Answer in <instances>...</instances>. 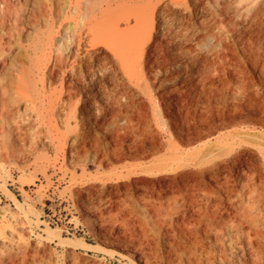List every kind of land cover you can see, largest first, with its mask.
<instances>
[{
    "label": "rangeland",
    "instance_id": "374dc122",
    "mask_svg": "<svg viewBox=\"0 0 264 264\" xmlns=\"http://www.w3.org/2000/svg\"><path fill=\"white\" fill-rule=\"evenodd\" d=\"M82 1L88 2L87 0ZM188 4H186V8H192L191 3ZM133 25L134 21L131 22V26ZM126 26L125 23H122L121 29L126 28ZM48 29L49 27L43 24L38 29H31V36L27 37L29 40L24 41V43L16 44L12 41L10 42L9 39H5V46H0V55H3L4 58L7 57L8 64L11 63V66L7 67L6 72L4 70L2 72L0 69L1 85L5 86L6 95H11L13 98L18 94V87H20L22 94L20 98L23 99L20 107H0V222L2 223V221L10 220L12 214H14L16 218L26 221L27 229L25 228V230L27 232L24 231V234L29 238L30 247L35 249L39 255L45 252L44 255L46 256L43 255V258L41 255L40 257L46 262L52 260L51 263L53 264H64L63 262H65V264H145L146 262H152L153 264H259L260 262V264H263L264 256L261 254L264 255V234L262 233L261 235L260 233L256 236V233H258L256 230L258 229L256 227L257 225H255L256 223L253 224L249 221V219H247L249 218L247 217L248 215H243L240 205L236 204L237 201L234 199L236 198L237 200V193L239 191L234 189V196H229L228 194L229 188L233 189L235 185H238L240 188L239 184L246 183L248 180L246 178L238 179L236 173L238 174L239 170L234 167L236 166L234 165L236 163L228 156L217 155L212 157V160L209 158L199 162L196 159L197 156L195 158V155H197L196 149H200L201 144H204L206 140L212 138V141H216V138H221L222 136L224 138L226 134H228V131H232L233 128L236 129L238 127L245 131H250L249 129L251 128V130H254L252 132H255L258 135H264V123L260 121L262 117L260 112H253L250 106L241 104L237 112L236 110L226 112L227 127L220 125L218 120L215 121L216 124L219 125V128L217 129L218 131L213 134L214 137L212 136L208 139L197 138L193 142L190 140L181 141L178 139V136L176 137L174 134V130L175 132H179V129L176 128L173 130L168 124V122L174 120V117H171L166 109L158 110L159 106L160 108L163 107L161 104L165 100V94L158 90V88H152L154 90L151 89V93H153L152 95L148 91V95L135 93V98L141 101L140 104L142 105L140 108L141 113L143 111V118L141 121L140 118L136 116L137 111L135 112V118L133 117L130 121L131 124L129 121H126V123V119L124 120V118L112 117L109 112L104 115V125H97V123L93 122L92 118L89 130L91 131V139L93 138V141L87 145L88 148L85 146L84 150H74V155L73 153L71 155V143L70 141L66 142L64 140V136H66V134L68 135L70 128L67 126L66 122H62L63 119H60L62 116L65 117V119H68L69 117L71 121V118L74 119V116H76V120L71 121V125L75 124L76 121L81 119L79 116L84 113V109L82 101L77 93V87L73 88V84L69 85L68 82H66L67 80L62 79L63 70H69L68 68L72 65L71 61L66 63V66L63 67L59 76H50L46 66H52L51 64H54L53 57L52 60H50L49 57L52 50L50 49L51 47L49 45H47L48 47H42L45 45H32L33 36L38 32H46ZM231 49L233 50L231 56L241 64L244 56L242 55L243 53L240 47L232 44ZM123 50L124 48L121 51ZM176 57L177 60L182 59V56ZM242 66L250 74V76H247L246 78L251 82L250 88L253 91V94H258L254 97L255 101L260 102L264 107V92L262 94L261 91L258 90V84H260L259 75L256 73L255 68L252 67V65L245 63ZM163 68L164 65L159 67L156 65V67L151 68L150 71H152L153 74H157V76H161L165 72ZM167 68L170 71H173L175 67L171 64ZM20 70H25V74L21 76L19 74ZM44 72L46 74H44ZM185 72L187 71H181L182 74ZM121 76L122 75L117 74L119 79H117V82L123 86L122 84H124L126 80ZM226 82L229 83L230 87L227 88L228 91H225V93H227L229 98L232 99L234 96L232 92H236L235 88L240 87L241 82L238 79L232 78L226 79ZM115 84L116 83L113 80L107 81L105 87L112 88ZM111 90L113 92V89ZM185 90L188 91L190 88L186 87ZM70 92L71 96L69 97ZM64 97L73 104L79 103L78 107H62L61 112H58L59 107L56 110L49 106L52 104V100H54L53 103H55L57 99H59V102L61 98ZM20 98L18 97V99ZM97 98L98 99L96 100L101 107L104 106L103 104H106L103 91H100ZM27 99L31 102L33 101L32 107H24V103H26ZM151 100L153 101L152 104L156 106L157 109L151 104ZM238 100V98L234 99V102ZM156 110L159 112L155 113ZM75 113L76 115H74ZM149 113L151 115H149ZM19 115H27L32 120L31 126L27 129L25 128V132H28L29 130L31 131L28 132L27 136L18 135L16 123L21 124V118L19 119ZM155 116L159 117L158 120ZM116 119L117 123H115ZM144 121L145 125L143 123ZM115 124L116 126H114ZM158 124L161 125L158 127ZM163 124L164 126L162 127ZM106 127L110 128L115 136L114 138H117L118 135L123 137V144L114 145L111 141V134L104 131ZM202 128L203 127L200 126V129ZM117 131L119 134H116ZM170 132L172 134H170ZM156 133L160 134L156 135ZM133 135L136 137L133 138ZM137 137L138 139H135ZM145 137L149 138L147 139ZM151 138L152 140H149ZM170 138L173 140H170ZM159 139L161 140L159 141ZM243 140L248 141L251 145L244 143L245 141ZM168 141L172 144L168 143ZM174 143L178 144L174 145ZM241 143H243L242 146H247L242 158H248L249 160L251 159L250 161L252 162H257L256 156L261 154L259 144H257L256 141H249V139L246 138H242ZM128 144L132 145V148H128ZM172 145H174V149H170V147H173ZM98 146H100V150L97 148ZM254 146L257 148L255 149ZM260 146L263 148L264 144H260ZM175 147L179 152L175 151ZM193 151L196 154L191 153ZM177 152L179 156L180 154L184 155V157L180 156V158L182 159L183 157L182 161L184 160L185 162H183L185 164L187 163L186 167L182 169L183 172L189 174L188 176L190 178L195 177V175L198 177L202 174V178L200 177L199 179L201 181H197L196 183V181L194 182L192 179L191 180L194 184L201 183L204 185V183H206L207 186L200 185L203 189L206 187L205 191H208L207 189H209L210 191L208 192H212L210 194L213 203L204 198V196H202L203 193L199 191L198 193L201 194L200 196L204 199L203 202L196 205V207H193L187 206V204L182 202L183 200L179 198L178 202L180 203L177 202V205L182 206L181 209L176 208L169 216L168 213L170 210L167 209L168 212L165 210L166 207H168V203L171 202H167L171 196L163 198L165 204H161L163 203L162 200L161 203H159L160 200H156L158 199V196L159 199L161 198L160 195L162 194V191L161 186H159L158 180L155 179V177L162 176L168 172L171 173L172 167H169L167 171L166 166L161 168L160 164L163 160L165 163V159L172 155L174 159ZM193 154L194 157L192 156ZM68 155L73 156V159ZM178 155H176V157H179ZM192 157L194 159L191 163L186 161L187 159L191 161ZM171 158H169L170 161ZM169 159H167V162H170L168 161ZM223 159L226 160L224 161ZM227 164L230 167H228ZM135 165L138 167L137 171L133 167ZM142 165L146 168L157 166L159 171H154V168L152 167L153 169L149 170L154 172L152 173L153 175H151V172H143L142 174H145L142 175L140 174V170L143 171V168H140ZM132 167L133 170H131L134 172L131 173L135 174V172H137L133 176L132 174L128 175V173H130L128 171ZM159 167L163 169L161 172ZM227 167L231 171L228 170L229 172H226L228 169ZM211 168L214 169L212 170ZM243 169L246 173H249L252 172L254 168L249 169L247 165H245ZM157 171L160 173L156 174ZM208 171L210 174H208ZM213 171L214 174L215 172L216 174L218 172L219 175L215 177L216 175L211 174ZM196 172L197 174L194 175ZM148 174L150 175L148 176ZM138 175H140V177ZM210 176L215 178V181ZM135 177L137 178L136 181H143L137 185V182L134 180ZM141 177L143 179L140 180ZM221 177L224 180H221ZM196 179L197 178H195V180ZM218 180H221V184L220 182H217ZM149 181L152 182L150 183ZM127 182L128 184L130 183L131 187L126 185ZM143 183H145V186H143ZM230 183L232 184L231 186ZM226 184L228 185V188L225 187ZM142 186L143 188L145 187V189H142ZM149 186L153 191H149ZM129 191L130 195L133 194L132 197L129 195ZM146 191L151 194H147ZM157 192H160V195L154 194ZM142 195L146 198L145 201ZM148 195L150 198H154V203L152 200V204L149 203L150 198L147 197ZM217 199L220 201L222 200V204L218 202ZM206 200H208L209 203ZM214 200H217L218 204ZM227 202L229 204H227ZM153 204L156 206L154 207ZM203 204L206 205L205 208H203ZM219 205L220 210L218 208ZM228 205H231L230 207L233 209ZM160 206H164V208L160 209ZM212 207L216 212H212ZM200 211L203 212L201 213ZM225 211L227 212L225 213ZM259 211L254 209V212H252L251 209L250 213L254 215V213ZM263 211L264 210H261L260 212L263 213ZM166 212L167 215L164 214ZM183 213H185L184 216ZM161 215L166 217L163 218ZM176 216L179 219H177ZM168 219L171 222H169ZM189 219L192 221V224ZM203 221L205 222L203 223ZM186 222L190 225V230L191 228H194V230L189 232L187 229L189 227L185 225ZM245 223L249 224L247 225L248 228H246L247 226ZM243 225H245V228ZM261 226L263 227V225ZM170 227L171 229H175V232L173 229L171 230ZM174 227H176L177 230ZM206 227L210 230H208V228L206 229ZM251 227L254 229H251ZM222 228L223 232L221 231ZM232 228L236 229L234 230L235 232L231 231ZM249 230H253L251 233L252 238L254 239L255 237V239H257L256 242L254 241L255 239L253 240L252 246H254V248L256 247L258 251L257 249L253 251V247L249 245L250 241L247 236L248 232H250ZM8 231L9 230L7 229V232ZM253 232L256 235H254ZM101 233L111 236L122 246L128 247L130 251H124L119 246H110V248L116 250V252L109 253L100 247H96V245L102 246V242L100 241L102 239L100 235ZM183 234H186V236L183 237ZM237 235V239L241 237L239 243L235 239V236L237 237ZM175 238H177L176 243L177 241H180L182 244L178 245L174 243ZM68 241H70L71 244H68ZM191 241L194 244H191ZM233 242L235 244H233ZM257 242L260 244L258 245ZM37 248L39 250H37ZM250 248L253 252L250 251ZM133 251L137 254L138 252L145 253V255L141 260L134 259L129 255L132 254ZM254 252H256V254H254ZM253 254L256 256L260 254L259 258L256 257L259 259L256 261L259 262H254L256 258ZM252 255L254 256V259L251 257ZM221 259H224L225 263H223Z\"/></svg>",
    "mask_w": 264,
    "mask_h": 264
},
{
    "label": "bare ground",
    "instance_id": "6f19581e",
    "mask_svg": "<svg viewBox=\"0 0 264 264\" xmlns=\"http://www.w3.org/2000/svg\"><path fill=\"white\" fill-rule=\"evenodd\" d=\"M87 1L88 2L85 1L86 2L85 3L82 0H0V46L2 45L5 46L4 44L5 39H9L10 42L12 41L16 44L24 43V41L29 40V38L27 37L31 36L30 33L31 29H38L41 25L45 24L49 27L48 31L42 33L37 31L38 33L34 35L32 38V45H45L42 47H46L47 45H49L51 47L50 48L52 49L51 54L53 55L49 54L50 55L49 57L50 60H52L53 57L54 64H51L52 66L49 65L46 66V68H48V72L50 73V76H56V75L59 76L63 67L66 66V63H69L70 61L72 63L70 68H68L69 70H63L62 79L67 80L66 82H68L69 85L73 84V88L77 87V93L82 101L84 113H82L80 116L78 115L81 119L79 118L80 120L76 121V123L72 125H71V121L76 120L75 118L76 116H74V119L71 118L72 113L70 114V118L72 119L71 121L69 117L68 119H65V117L62 116L60 119V120L63 119L62 122L63 123L66 122L67 126H69L70 128L69 129L70 132H68V135L66 134V136H64V140L66 142L70 141L71 143V148H70L71 150L69 149L71 155L74 152V150L75 151L78 149L84 150L85 146L87 147V145L93 141L92 140L93 138L91 139V131L89 130V125L92 118H93V122L97 123V125L98 124L99 126L104 125L105 123L104 115H106L107 112H109L112 115V117L124 118V120L126 119L125 122L129 121L130 123L133 117L135 118V112L137 111L136 116H138L141 121V119L143 118L142 115L143 111L142 113L140 111L142 105L140 104L141 101L135 98V93L141 95H146V94L148 95L147 91L151 93L152 88H158V90H160L161 92H163V94H165V100L161 104V106L163 105V107L160 108L159 106L158 110L166 109L169 115L171 117H174V120L172 122H168V124L170 125L169 127L173 130L176 128L179 129V132H175L174 130V134L176 137L178 136V139L181 141L190 140L193 142L197 138L208 139L212 137L213 134L216 133L218 131L217 129L219 128L218 127L219 125H217L215 121L218 120V123H220V125L227 127L226 112L231 110H236L237 112L241 104L250 106L253 112L259 111L260 114L262 115L260 121L264 123L263 104H261L258 101H255L254 97L257 96L258 94L257 95L253 94V91L250 88L251 82L249 79L246 78L247 76H250V74L242 66L245 63H248L255 68L256 73L260 77V84H258L259 86L258 90L261 91V93L263 94L264 92V0H87ZM188 3H191L192 8H186V4ZM133 21H134V25L131 26V22ZM122 23H125L127 25L126 28L123 27L124 29H121ZM232 44L234 46L238 45L243 53L242 55L244 56V59L241 61L242 65L239 64L238 61L231 56L233 54V50L231 49ZM121 48L122 49L124 48V50L121 51L122 50ZM2 56L3 55H0V69L2 72L3 70L6 72L7 67L8 66L10 67L11 63L8 64L7 57L4 58L3 56L2 58ZM176 56H182V59L177 60ZM155 64L158 65V67L164 65L163 69L165 70V72L163 73V75L157 76V74H153V72L150 71L151 68L156 67ZM171 64H173L175 67L173 71H170L167 68ZM182 70H186L187 72L182 74L181 73ZM25 72H26L25 70H20L19 74L22 76L25 74ZM44 74L46 73L44 72ZM117 74L122 75L121 77L126 80V82L122 84L123 86H121V84L117 82L118 79ZM228 78L238 79L241 82V86L235 88L236 92L235 93L232 92L234 95L232 99L229 98L227 93H225V91L226 92L228 91L227 88L230 87L229 83L226 82V79ZM112 80L115 81L116 83L115 86H113L114 88L105 87V83L107 81H112ZM186 87H189L190 90L188 91L185 90ZM111 89H113V92ZM100 91L104 92V96L106 99V104H103L104 106L102 107L100 106V104H98L96 100L98 99L97 96H99ZM152 94L153 93H151V95ZM21 95L22 94L20 87H18V94L15 95L16 97L13 98L11 97V95L10 96L6 95L5 86L1 85L0 82V107H20L21 102L23 100L22 98H20ZM70 96H71V92L69 93V97ZM18 97L20 99H18ZM237 98L239 100L234 102V99ZM59 99H57L55 103H53L54 100H52L53 101L51 102L52 104L49 103L50 104L49 106L53 107V109L57 110L59 107L58 112H61L62 107L77 108L79 105V103H75V104L71 103L65 97L61 98V100L58 102ZM152 100H151V104L153 102ZM32 102L29 99H27L26 103H24L25 105L24 107H32L33 106ZM103 107H108V108H103ZM158 112L159 111L156 110L155 113ZM74 115H76V113ZM149 115L151 114L149 113ZM20 118H21L20 121L21 124L16 123V127L18 129L17 130L18 135L27 136L28 132L31 131L29 130L28 132H25V128L27 129L29 126H31L32 120L27 115L25 116L19 115V119ZM156 118L158 120L159 117L157 116ZM115 123H117V119L115 120ZM143 123L145 125V121ZM148 125L151 126L150 124ZM160 125L158 124L157 126L159 127ZM114 126H116V124ZM163 126L164 124L162 125V127ZM200 126H202L203 128L200 129ZM238 126H242V125H238ZM233 129L232 131H228V134H226V136L224 135L225 136L224 138L223 136L222 137L220 136L221 138H216L217 139L216 141H212L211 140L212 138H210V140L209 139L206 140L204 144L199 143L201 144L200 149L195 148L197 151L194 150L197 153V155H195V158L197 156L196 159L199 162L205 159H209V158L211 159L212 157H215L217 155L228 156L229 158H231V160H233L236 163L234 164L236 165L234 167H236L237 170H239V173L238 174L236 173L238 179L246 178L248 181L246 183H240L239 184L240 188L238 187V185L234 184L235 186L233 185L234 186V188L232 187L233 189L229 188L228 194L229 196H232L234 194V189H237L239 191L237 193L238 194L237 200L236 198L234 199L235 201H237L236 204L240 205V208L242 209L240 210L243 211L242 212L243 215L246 214L248 215L247 217L249 218L247 217L246 218L249 219V221H251L253 224L256 223L255 225H257L256 227L258 229L256 230L258 233H256L257 235L254 234L255 232L254 230L253 234L258 236L261 233L262 235V233L264 234V211L263 213H261L260 211L264 210V147L262 148L260 144L262 145L264 144V135H258L255 132H252L254 130L253 129L251 130V128L249 129L250 131L248 130L245 131L242 128H238V127L236 129L235 128ZM104 131H106L108 134H111V141L113 142L114 145L123 144L124 141L123 137L118 135L117 138H114L115 136L111 132L110 128L106 127ZM116 134H119L118 131L116 132ZM157 134L158 133H156V135ZM170 134L172 133L170 132ZM134 137L136 136L133 135V138ZM242 138L249 139V141L250 140L254 142L256 141L257 144H259L261 154L259 156H256L257 162L254 161L252 162L250 161L251 159L249 160L248 158L245 159L242 158L243 153H245L247 149L246 148L247 146H242L243 144L241 143ZM135 139H138V137ZM149 140H152V138ZM160 140L161 139H159V141ZM170 140L173 139L170 138ZM168 143L171 142L168 141ZM244 143L251 145V143H249L248 141H245ZM175 144L178 143H174V145ZM174 145H172L173 147H170V149H174ZM127 146L128 148H132V145L130 144H128ZM99 147L100 146H98L97 148L99 149ZM254 148L256 149L257 147L254 146ZM175 149H176L175 151L179 152V150H177L176 147ZM194 151L191 153H194ZM178 152L176 155H178ZM194 154L192 155L193 157ZM176 155L174 156V159H173V155L169 157V158L172 157L171 161L169 158H167L169 159L168 161L170 162H167V159H165V161L167 162V163L165 162L166 165L164 163V160L160 164L161 168L163 166L164 167L166 166L167 171L169 167H172L171 173L168 172L166 174H163L162 176L155 177V179L158 180L159 186H161V191H162L161 195L160 192L154 193L155 195L158 194L161 197L159 199L158 196L157 197L158 199L156 200H160L159 203L163 201V203L161 204H165L163 198L166 196H171V198L167 200V202L168 201L171 202L168 203V207H166V210L164 209L167 212L168 210H170V212L168 213L169 216L171 215V213H173V211L176 208L181 209L182 206L177 205L179 198H181L183 200L182 202L186 203L187 206H193V207L194 206L196 207V205L203 202L204 199L202 198V196H204V198L208 199L209 201H211V203H213L210 194L212 192L209 193L208 192L210 191L209 189H207L208 191H205L206 187L205 189H203L201 186L203 184H201L200 182L198 183H200L201 185L193 183V181L194 182L196 181V183L197 181H201L199 179L202 174L201 175L199 174L200 176L197 177V175H195L197 174L196 172L194 173L195 177L190 178L188 176L189 174L183 172L182 170L186 167L187 164L184 163L185 162L184 160H183L184 162L182 161L184 155L180 154V156H183L182 159L180 158L179 155H178L179 157H176ZM193 157L191 161L186 158L187 159L186 161L191 163L192 160L194 159ZM71 159H73V156H71ZM245 165H247L249 169L254 168L253 171L246 173L243 169ZM133 167L137 171L138 168L137 165ZM133 167L129 169L128 172L130 173H128V175H131L132 174L131 172H134L132 171ZM152 167L153 166L146 168L144 167V165H142V167L140 168L141 169L143 168V171L140 170V174H142L143 172H149V173L151 172V175H153L152 173L154 172L150 171L149 169L154 168L153 170L155 171L158 170V168L157 166L153 168ZM161 168H160V172L163 170ZM228 170L229 168L227 169V171L226 170L225 171L226 172L231 171ZM158 171L156 174L160 173V172L158 173ZM136 173L137 172H135V174ZM135 174H132V176ZM190 174L192 175L191 172ZM208 174H210L209 171ZM211 174L216 175L215 177L219 175L218 172L217 174L216 172L214 174V171ZM149 175L150 174H148V176ZM138 176L140 177V175ZM136 177L134 178V180L135 182H137V185H139L138 183H141L143 180L141 182L140 181L138 182L136 181L137 180ZM210 177L213 178L212 176ZM195 178L197 179L195 180ZM141 179L143 178L141 177L140 180ZM213 179L215 181V178ZM221 180L224 179H222L221 177ZM221 180L220 181L218 180L217 182L218 183L220 182L221 184ZM149 182L151 183L152 181ZM143 184H144L143 186H145V183ZM227 184L225 187L228 188ZM126 185H128V187H131L130 183L128 184V182L126 183ZM204 185L207 186L206 183H204ZM231 185L232 184L230 183V186ZM143 186L142 189H145V187L143 188ZM150 188L151 187L149 186V189ZM130 191H129V195H130ZM149 191H153V190L150 189ZM199 191L203 193L202 196H200L201 194L198 193ZM148 192L147 194H151ZM130 196L132 197L133 194ZM147 197H149V195ZM153 199L150 198L149 203L152 204L151 200L154 203ZM145 200L146 198L144 197V201ZM208 200L206 201L208 202ZM217 200L214 201L217 202ZM218 202L222 204V200L221 201L218 200ZM227 204L229 203L227 202ZM220 205L218 207L219 210H220ZM155 206L156 205H154V207ZM203 206H204L203 208L206 207V205L204 204ZM159 208L160 209L164 208V206L163 207L160 206ZM250 208L252 209V212H254V209H256L258 211L260 210L259 211L260 213L256 212L257 214L254 213V215H252L250 213L251 211ZM211 209H213L212 210L213 212L214 208L212 207ZM167 212L164 214L167 215ZM226 212L227 211H225V213ZM185 213H183V216ZM162 217L164 218L166 216H162ZM176 218L179 219L177 216ZM190 222L192 224V221ZM204 222L205 221H203V223ZM186 223L185 225L189 227L187 228L189 232L194 230V228H191L190 230V225H188V222ZM247 225L249 224H246V226ZM261 225H263V227ZM243 226L245 228V225ZM25 228H26V221L16 218L14 214H12L10 220L2 221V223L0 222V264H53L51 263L52 260L50 262L49 261L46 262L40 257L41 255L43 257L45 253L44 251L43 254L39 255V253L35 249H32L30 247L29 238H27L24 234V231H26ZM207 228L208 227H206V229ZM234 228H232L231 230L232 232H235L234 230L236 229ZM246 228H248V226ZM7 229L9 230L8 232ZM251 229L254 228L251 227ZM174 230L175 229H173V231ZM208 230L210 229L208 228ZM221 231L223 232V228L221 229ZM252 231L253 230H251L250 232L247 231L248 232L247 236L249 238L248 240L250 241L249 245L251 246L253 240L255 239L254 236H253L254 239L251 236ZM100 235L102 238L100 240L102 242V246L96 245V247H100L101 249H104V251L109 253L116 252V250L110 248V246H119L124 251H130L128 247L122 246L120 243L116 242V240L111 236L103 233H101ZM185 236L186 234L183 237ZM237 238L238 235L237 237L235 236V239L239 243V239L241 237L239 239ZM176 239L177 238H175L174 243H176ZM256 240L257 239H255L254 241L256 242ZM67 243L71 244L70 241H68ZM176 244L179 245L182 243H180V241L179 242L177 241ZM191 244L194 243L191 241ZM233 244L235 243L233 242ZM259 244L260 243H258V245ZM252 247H253L252 249L253 251L257 249L256 247L254 248V246ZM251 248L250 251L253 252ZM37 250L39 249L37 248ZM254 254H256V252H254ZM129 255H131V257L134 259L141 260L145 255V253L138 252L137 254L136 252L133 251L132 254ZM253 255L251 256L253 259L254 256L255 258L260 257V254L257 256L256 255L253 256ZM261 255L264 256L263 254ZM256 260L259 259L256 258L254 262ZM221 261L225 263L224 259H221ZM63 263L65 264V262ZM145 264H153V263L146 262Z\"/></svg>",
    "mask_w": 264,
    "mask_h": 264
}]
</instances>
